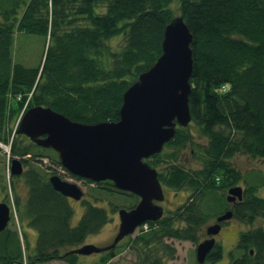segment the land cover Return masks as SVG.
<instances>
[{"label": "trees", "instance_id": "16d2710c", "mask_svg": "<svg viewBox=\"0 0 264 264\" xmlns=\"http://www.w3.org/2000/svg\"><path fill=\"white\" fill-rule=\"evenodd\" d=\"M177 15L193 35L192 119L187 127H177L163 151L147 161L157 169L163 188L190 194L159 220L148 221L147 229L140 227L115 248L99 253L94 264H106L126 244L141 257V264H163V259L151 255L168 247L166 239L197 244L203 224L212 216L233 210V217L248 225L264 217V197L257 195L264 176L260 172L244 176L230 162L237 154L264 158V0H0V141L4 143L10 138V124L24 107H50L83 123L117 121L124 91L160 56L164 28ZM17 33L44 39L38 65L14 61ZM114 38L122 43L114 46ZM192 125L206 142L201 145L200 167L188 169L179 159L191 141ZM32 147L37 146L15 134L11 157L33 158ZM28 160L22 159L25 164ZM54 162L60 163L57 156ZM48 175L41 167L29 165L25 170L27 198L21 204L15 194L14 201L22 220L19 227L25 219L37 233L36 242L31 246L25 230L9 223L0 232V264L53 260L78 264L79 255L69 251L108 222V210L90 204L72 226V206L53 189ZM89 182L125 196L121 207L131 208L139 200L111 181ZM242 182V199L229 207L225 191ZM108 206L118 208L113 202ZM236 252L229 264H264V229L243 230ZM220 257L217 247L209 260Z\"/></svg>", "mask_w": 264, "mask_h": 264}, {"label": "water", "instance_id": "95a60500", "mask_svg": "<svg viewBox=\"0 0 264 264\" xmlns=\"http://www.w3.org/2000/svg\"><path fill=\"white\" fill-rule=\"evenodd\" d=\"M192 38L183 18L174 16L164 28L160 56L124 91L117 121L83 123L43 106H32L23 113L17 134L56 151L70 173L96 182L110 180L116 188L139 197L134 207L118 210L120 223L109 245L85 244L70 252L87 255L109 250L143 223L163 216L159 202L164 200V190L156 168L147 159L162 152L177 126L187 127L191 122ZM22 171L21 161L13 158L11 173L19 175ZM49 182L66 197L80 199L83 195L76 183L56 174L50 176ZM241 196L240 186L229 188V201ZM231 215L228 210L217 217V223L207 227L211 237L197 245V262L205 261L215 245L212 236L218 233L219 222ZM9 220L10 206L0 201V232Z\"/></svg>", "mask_w": 264, "mask_h": 264}, {"label": "rangeland", "instance_id": "374dc122", "mask_svg": "<svg viewBox=\"0 0 264 264\" xmlns=\"http://www.w3.org/2000/svg\"><path fill=\"white\" fill-rule=\"evenodd\" d=\"M44 43V39H41V37L35 34L17 33L13 46L14 61L20 62L26 66L38 65L44 52ZM111 43L114 46H119L122 43V39H111ZM19 114L16 117V120L10 124L12 126L10 134L13 132L15 123L19 121ZM190 130L192 133V138L187 146L181 151L179 163L185 168L193 169L198 168L201 165L203 158V149H201V145L206 142V139L199 135L197 126L192 125ZM32 152L36 155L33 158H29L30 166L41 167V169L45 171L50 170V165L52 167H56V164L52 163L53 159L57 156L53 150L32 147ZM9 158L10 156L8 155L6 147L0 144V200L3 196V201L8 203L10 202L9 205L12 206V220L10 223L12 224V227L16 228L18 231H21L20 228L25 230L28 242L32 246L36 242L37 233L34 229L27 225V221L25 219L23 220V226L19 227V224L22 223V220L19 219L17 207L13 199L14 195L17 194L19 202L24 204L27 198L28 188L23 177L17 176L12 181L9 173ZM39 158H42L43 160H37ZM230 162L238 170H240L244 176L251 172H260V174L264 176V158H252L248 155L237 154L230 159ZM59 175H61L63 179L80 184L85 192L84 197L87 199L86 201H84V199L69 200L73 209V215L70 219L71 225L74 226L78 222L80 216L82 213H84L88 205L91 204L100 207L104 206V208L107 207V210L109 211L108 222L99 230L97 234L88 236L85 243H94L100 246L109 243L117 232L119 225L117 209L125 203L123 200L125 196L123 197L114 191H108L102 187L104 185L98 184L100 185L98 186L91 182H83L63 173H59ZM240 185L243 186V182L240 183ZM109 187L112 188V186ZM226 192L227 191H225V195ZM164 194L165 200L160 204L164 207V210L167 213L168 211H171L183 204L187 200L190 192L186 190H173L164 188ZM257 195L264 197V184H261V186L258 187ZM110 202L118 205V208L115 211L109 208L108 205ZM215 221L216 216H212L210 220L203 224L202 230L204 234L202 235L201 241L207 237L205 234L206 228L210 225H213ZM225 223L226 224L223 226L220 233L216 236V240L221 244L222 248L221 258L216 262L207 260L203 264H227L231 258V249L233 247L235 249V242L238 237V232L249 229L250 227L264 228V217H256L251 225L239 222L235 218H231ZM138 231L139 230H136L135 234ZM19 233L21 235L20 237L22 238V233ZM165 244L168 245V247H163L161 250L158 248V250L151 255V258L159 257L163 259V264H197L195 258V248L197 244L187 240L175 239H166ZM127 246L128 244H126V246L122 245L119 247L117 249V253H115V255L106 264H141V257L134 254V252L131 251L132 249L130 248L131 250H129ZM171 248H174L172 253L170 252ZM99 256L100 254L98 253L91 255H79L78 264L97 263L99 261ZM48 264L66 263L62 260H53Z\"/></svg>", "mask_w": 264, "mask_h": 264}, {"label": "flooded vegetation", "instance_id": "af4514ba", "mask_svg": "<svg viewBox=\"0 0 264 264\" xmlns=\"http://www.w3.org/2000/svg\"><path fill=\"white\" fill-rule=\"evenodd\" d=\"M28 162V161H27ZM30 162V161H29ZM29 162H28V164H25L23 161H22V169H23V171L25 172V170H26V168L29 166ZM57 163V162H56ZM50 168L52 169V166L50 165ZM59 171L57 172L55 169H53V172L52 173H63V174H66V175H70L71 177H74L75 179H79V180H81V181H86V182H89V180H87V179H82V178H79V177H77V176H75V175H72V174H70L68 171H66L64 168H61V170L60 169H58ZM23 174V173H22ZM22 174H19V175H16V174H10V177L12 178V181H13V179L14 178H16L17 176H19V177H22ZM48 176H51V173L48 175ZM61 176V175H60ZM99 182H101V181H99ZM103 182V181H102ZM95 184V183H94ZM80 187H81V185L80 184H78ZM98 185V184H97ZM238 185H240V184H237V185H234V186H238ZM98 186H100V185H98ZM244 186V185H243ZM243 186L241 185V187L243 188ZM82 188V187H81ZM84 191V190H83ZM84 194H85V192H83V195H82V197L79 199V200H81V199H84V201H86L87 199L84 197ZM226 196H227V192H226ZM242 196H243V189H242ZM242 196H241V199H242ZM67 199H68V201L69 200H72V198H70V197H66ZM240 198H238V197H236V198H234L233 200H231V201H227L228 202V205H229V207H231V205L233 204V203H235V202H238V201H240L241 200ZM74 200V199H73ZM0 201H3V196L1 197V200ZM83 214V213H82ZM231 217L230 218H228V219H226V220H223V221H221L220 222V229H219V231H218V233H216L215 234V245H214V247L210 250V252H209V254L206 256V259H205V261H207V260H209V256L211 255V253L213 252V250H214V248H217V247H219V248H221V244L219 243V242H217V240H216V236L220 233V231H221V229L223 228V226L226 224L225 222L227 221V220H229V219H231V218H234L233 217V210H231ZM239 221V220H238ZM239 222H242V221H239ZM243 223V222H242ZM245 224V223H244ZM263 228V227H262ZM264 229V228H263ZM242 231H239L238 232V237H237V240H236V242H235V249H234V247L231 249V251H230V255H231V258H230V260H229V262L227 263V264H229L230 263V261L232 260V259H234L235 257H236V255L238 254V252H236V246H237V243H238V241H239V236H240V233H241ZM254 252H253V250L251 249L250 250V254L252 255ZM263 254H264V252H263ZM221 256H222V248H221ZM264 256V255H263ZM221 258V257H220ZM219 258V259H220ZM209 261H211V260H209ZM212 262V261H211ZM216 262V261H215Z\"/></svg>", "mask_w": 264, "mask_h": 264}]
</instances>
